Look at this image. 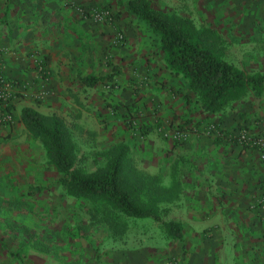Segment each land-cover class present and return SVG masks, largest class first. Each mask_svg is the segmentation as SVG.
Instances as JSON below:
<instances>
[{"label":"rangeland","instance_id":"1","mask_svg":"<svg viewBox=\"0 0 264 264\" xmlns=\"http://www.w3.org/2000/svg\"><path fill=\"white\" fill-rule=\"evenodd\" d=\"M10 1L0 0V17L9 10ZM149 1L156 9L192 19L198 28L209 26L217 30L225 37L226 53L237 64L250 71H264V0ZM70 6L83 24L114 28V44L125 41L123 32L126 26L132 25L143 37L142 42L147 48L160 45L158 35L144 20L129 12L126 5L118 6L117 11L112 5L95 0ZM96 7L109 8L112 19L100 23L91 21L89 14ZM119 8L123 9V15L119 14ZM154 51L159 54L160 74L170 81L173 94L184 96L191 116L174 113L171 127L159 126L151 131L141 129L136 120L141 116L136 114L138 109L134 107L135 111L132 107H139L141 98H136L139 92L150 90V76L135 79L136 82L121 81L110 72L114 70L111 55L104 50L101 58L108 72L99 73L97 83L91 88V96L98 97L96 99L101 104L97 105V110L101 116L108 111L122 125L107 122L106 125L77 128L58 116L75 145V166L82 167L85 172L103 167L108 161L107 152L113 146L127 147L123 157L127 169L125 180L138 185L139 203L151 205L158 218L128 217L100 201L67 195L55 180L56 167L47 158L40 138L25 127L34 145V160L25 159L18 152L9 153L4 150L3 142L0 144V264H122L124 250H135L141 259L139 263L143 261L144 264H264V222L257 218L260 211L264 214V177L257 183L260 184L256 187L258 193L249 202L248 208L256 214L251 217L254 222L240 227L244 231L253 229V234L242 233L230 241H201L196 234L190 237L192 231L183 225V220H172L179 216L178 210L174 211L175 214L171 212L170 201L179 198L180 179L175 175L167 178L163 163L156 165L155 159L162 157L164 142L170 141L172 149L176 150L174 145L185 143L195 133L200 108L186 81L167 69L160 47ZM126 91L129 95L125 94ZM252 106H260L258 112L261 106L264 108V96H249L228 109L234 107L242 112ZM222 114L229 116L225 112ZM217 125L210 126L209 134L221 137L224 131ZM236 131L228 134L233 138ZM175 132L182 135L174 137ZM169 222L176 223L181 230L185 248L182 241L168 231L166 223ZM142 247L149 249H137Z\"/></svg>","mask_w":264,"mask_h":264},{"label":"crops","instance_id":"2","mask_svg":"<svg viewBox=\"0 0 264 264\" xmlns=\"http://www.w3.org/2000/svg\"><path fill=\"white\" fill-rule=\"evenodd\" d=\"M93 1L11 0L9 10L1 14L0 67L3 74L17 84L12 101L13 122L0 127V144L3 142L4 150L9 153L18 152L28 160L36 154L32 139L20 120L25 107L42 115L62 116L77 128L106 125L107 122L122 125L108 111L102 116L99 114L97 105L101 103H98V97L91 96V88L97 82L87 85L82 80L108 72L103 67L102 50L110 52L111 67L114 68L110 72L121 81L136 82L135 79L150 76V90L139 92L136 97L141 98L139 107H132L138 109L136 114L141 116L136 119L141 129L151 131L159 126L171 127L174 113L191 116L184 96L173 94L170 81L160 74L159 54L154 51L159 49V44L156 48H147L142 42L143 37L132 25L126 26L123 32L125 41L114 44V28L83 24L70 6ZM95 1L110 4L117 11V7L128 0ZM123 13L122 9L119 14ZM125 94L129 95V91ZM259 108L252 106L238 112L239 109L233 107L225 111L229 116L206 114L200 110L199 123L194 125L196 131L185 143L174 145L176 150H173L170 141L164 142L162 157L158 156L155 164L163 163L167 178L175 175L180 179L181 192L178 199L170 201V210L173 214L178 210L179 216L172 220H183V225L192 231L190 237L196 234L201 241L222 242L242 233L253 234V229L244 231L240 227L254 222L251 217L256 214L248 207L258 193L256 187L260 184L257 183L264 177V162L257 151L237 143L230 132L241 127L254 134H263L264 108L261 106L258 112ZM210 120L211 124L207 125ZM213 124H219L217 126L226 134L223 132L221 137L209 134ZM257 218L264 222L262 211ZM184 242L182 239L183 248ZM134 251L124 250L121 263L144 264L143 261L139 263L141 259Z\"/></svg>","mask_w":264,"mask_h":264},{"label":"trees","instance_id":"3","mask_svg":"<svg viewBox=\"0 0 264 264\" xmlns=\"http://www.w3.org/2000/svg\"><path fill=\"white\" fill-rule=\"evenodd\" d=\"M125 5L158 35L167 69L186 81L202 113L218 115L249 96H264V71H250L237 64L226 53L225 37L217 30L209 26L198 28L192 19L156 9L149 0H128ZM82 80L93 85L98 79L87 76ZM20 120L32 135L40 138L47 158L56 167L55 180L67 195L100 201L128 217L158 218L151 205L139 203L138 185L125 180L126 146H113L107 152L106 164L88 173L75 166V145L58 115L45 116L25 107ZM166 226L182 241L176 223Z\"/></svg>","mask_w":264,"mask_h":264},{"label":"built area","instance_id":"4","mask_svg":"<svg viewBox=\"0 0 264 264\" xmlns=\"http://www.w3.org/2000/svg\"><path fill=\"white\" fill-rule=\"evenodd\" d=\"M89 19L95 23L110 21L112 13L107 7H96L90 12ZM16 88L17 84L8 79L0 67V127L13 122L12 101ZM181 135L175 132L174 137ZM233 138L240 145L257 151L259 159L264 161V133L254 134L246 128H241L234 133Z\"/></svg>","mask_w":264,"mask_h":264}]
</instances>
